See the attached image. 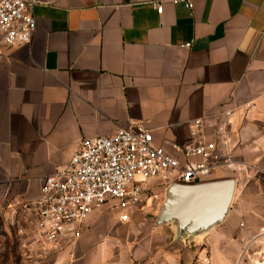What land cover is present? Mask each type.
<instances>
[{
    "label": "crops",
    "instance_id": "obj_1",
    "mask_svg": "<svg viewBox=\"0 0 264 264\" xmlns=\"http://www.w3.org/2000/svg\"><path fill=\"white\" fill-rule=\"evenodd\" d=\"M38 1L32 42H0V239L26 220L25 264H264V183L254 181L264 179V0ZM230 110L224 153L238 167L211 180L234 178L237 189L220 226L180 241L151 221L161 203L128 212L113 201L77 239L51 249L38 238L24 204L84 140L144 124L174 155L172 144L193 141L195 120L222 122Z\"/></svg>",
    "mask_w": 264,
    "mask_h": 264
},
{
    "label": "built area",
    "instance_id": "obj_2",
    "mask_svg": "<svg viewBox=\"0 0 264 264\" xmlns=\"http://www.w3.org/2000/svg\"><path fill=\"white\" fill-rule=\"evenodd\" d=\"M193 9L192 0H170ZM38 0H0V42L7 47L28 45L37 29L34 7ZM159 14L163 6L157 5ZM234 111L222 113L225 121L197 119L192 124L193 141L174 143V155L156 147L152 131L144 124L134 129H119L109 136L84 140L69 164L44 179L40 197L24 204L33 227L45 246L55 249L67 234L76 231L94 212L115 201L111 208L128 212L148 203H161L163 193L155 188L170 184L194 185L210 181L223 168H237L226 151L227 127ZM205 127L213 128V139L201 136ZM183 157L185 161H181ZM198 158L195 162L193 159ZM264 175V169H256ZM120 222L129 221L128 213ZM261 262L260 264H262ZM259 264V263H258Z\"/></svg>",
    "mask_w": 264,
    "mask_h": 264
},
{
    "label": "water",
    "instance_id": "obj_3",
    "mask_svg": "<svg viewBox=\"0 0 264 264\" xmlns=\"http://www.w3.org/2000/svg\"><path fill=\"white\" fill-rule=\"evenodd\" d=\"M236 189L234 178L194 185L170 184L163 192L154 224L173 226L180 241L184 237L203 236L226 220Z\"/></svg>",
    "mask_w": 264,
    "mask_h": 264
},
{
    "label": "rangeland",
    "instance_id": "obj_4",
    "mask_svg": "<svg viewBox=\"0 0 264 264\" xmlns=\"http://www.w3.org/2000/svg\"><path fill=\"white\" fill-rule=\"evenodd\" d=\"M254 181H257L260 184L264 183V179H254ZM150 218L154 223L156 214L153 215V213H151ZM28 225L29 224L26 223V220H22L20 223H14L11 225L10 239H0V264H25L33 259L30 256L31 253L29 249L31 248V244L29 245V243H27L26 245V240H22L19 235L20 231H31L30 226L28 228Z\"/></svg>",
    "mask_w": 264,
    "mask_h": 264
}]
</instances>
